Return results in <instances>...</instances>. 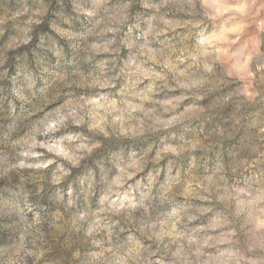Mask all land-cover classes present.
<instances>
[{"label": "clouds", "instance_id": "obj_1", "mask_svg": "<svg viewBox=\"0 0 264 264\" xmlns=\"http://www.w3.org/2000/svg\"><path fill=\"white\" fill-rule=\"evenodd\" d=\"M0 264H264V0H0Z\"/></svg>", "mask_w": 264, "mask_h": 264}]
</instances>
